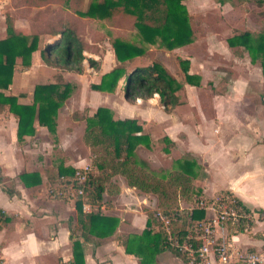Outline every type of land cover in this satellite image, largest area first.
Here are the masks:
<instances>
[{
  "label": "crops",
  "instance_id": "crops-1",
  "mask_svg": "<svg viewBox=\"0 0 264 264\" xmlns=\"http://www.w3.org/2000/svg\"><path fill=\"white\" fill-rule=\"evenodd\" d=\"M254 1L256 4L262 1L261 5L257 6L258 10L264 7V0ZM232 48V61L236 65L252 64L246 55L240 56L241 53H235V47ZM82 53V67L84 64L86 68L89 67V72H94L93 65H86V60L89 61L93 54L85 49ZM32 66L33 63L30 67L20 70V80L23 83L27 81L25 77L28 75L29 80L35 74L39 77ZM60 74L62 82L68 83L71 89L70 80H67L63 71H60ZM121 82L122 78L118 80V88ZM119 90L120 97H117L120 103L124 95L121 87ZM92 92L105 95L104 90L92 89ZM22 93L23 95H17V101L30 103L32 97L29 98L26 92ZM154 95L158 97L157 93H153L152 98L156 97ZM68 96L63 99L64 104ZM101 97L98 104L79 106V113L77 109L70 111L63 105L57 107V115H62V118H56L59 139L57 145L61 146L60 150L52 149L55 143L48 135L49 131L36 120L32 124L34 133L24 134L19 142L16 138V117L5 107L0 109V210L4 214L0 218V264H142L138 256L124 250L121 238L129 233H140L144 228L146 210L154 209L156 204L154 193L136 189L128 185L121 175H113L112 180L117 185L116 191H105L98 205L88 202H84L85 208L81 205L82 212L97 210L116 218L112 232L97 235L85 231L81 226L84 218L76 210L74 199L60 197L49 191L50 177L52 173L57 172L58 165L76 169L85 166L89 168L90 157L85 163L75 157L71 159L72 162L63 161L68 164L65 165L61 160H55V155L59 154L61 157L64 135H68L74 125H77L79 130L81 128L78 137L81 140H78L84 145L81 134L85 122L83 118L74 119L73 112L84 116L104 105L112 112V105L105 103ZM262 97L259 102L241 100L239 92L233 89L224 94L212 93L208 101H200V97H197L193 102L188 93L187 101L183 105L189 109L187 111L191 116H173L156 121L160 135L168 141V155L174 150L183 149L186 153V163L183 165L190 161V165L196 167V176L184 170L191 176L192 189H195L193 191L196 195L205 198L220 190L229 191L245 207L257 214L247 230L217 226L214 233L234 245L260 252L264 264V215L260 212L264 210V94ZM179 104L181 103L174 107ZM113 112V118L133 117L121 116L123 110ZM139 117L141 120L145 119L144 116ZM78 121L82 122L80 126ZM138 123L141 124L140 121ZM156 137L158 134L153 131L151 142L158 148L159 142L153 141ZM140 145L143 154L156 150L151 149L150 152L143 144ZM84 147L91 155L89 147ZM60 178V175H57L58 183ZM179 203L181 206L192 205L182 198ZM145 207L147 209H144ZM211 213L210 209L204 210L203 218ZM72 241L77 245L76 254L73 252ZM147 264L185 263L169 249H164L155 253ZM208 264L220 263L210 256Z\"/></svg>",
  "mask_w": 264,
  "mask_h": 264
},
{
  "label": "trees",
  "instance_id": "trees-1",
  "mask_svg": "<svg viewBox=\"0 0 264 264\" xmlns=\"http://www.w3.org/2000/svg\"><path fill=\"white\" fill-rule=\"evenodd\" d=\"M179 2L180 0H91L85 8V0H15L19 6L28 9L36 7L32 20L29 21L28 33L14 28L12 15L7 10L3 12L5 35L0 38V109L5 107L16 117L17 140L20 142L24 134L34 131L32 125L34 120L44 125L48 131H52L56 108L67 96V89L70 86L62 82L60 73H56L54 81L34 85L30 103L18 102L17 95H23L22 92L17 95L3 92L11 80L15 58L19 57L21 69H25L29 67L31 52L38 49L46 65L80 72L84 58L82 50L90 48V42L81 35L78 20L57 17L53 12L49 17L38 19L41 12L52 11V6L59 4L76 16L85 13L88 16L112 17L119 22L127 19L134 26L130 28H136L141 40L136 36L121 33L108 34L107 41L112 48L114 64L101 75L98 83L90 86L98 90L111 91L122 78L120 87L124 97L148 98L157 93L161 107L168 109L180 102L176 92L182 85L157 58L154 50L143 41L158 38L163 46L172 48L190 40L191 32L183 33L176 22L183 19V15L174 8ZM248 35L247 30L239 31L227 38V44L241 45L248 52L251 61L256 60L259 52L263 53L260 70L264 80V32L255 43L248 40ZM40 36H43L44 40L38 47ZM234 51L240 53L237 49ZM137 57L145 58V61H134ZM175 61L182 70L185 80L192 83V74L187 71V61L179 55L175 56ZM89 64L95 65V60L89 58ZM58 82H62L60 88ZM72 117L84 119L81 137L91 152L82 194L74 200L76 210L83 215L81 226L85 231L106 235L114 229L116 218L97 210L82 212L81 203L98 205L105 191L117 190L112 176L119 174L128 185L156 195L155 208L146 210L145 226L141 232L129 233L121 238L124 250L138 256L140 263L147 264L155 253L169 249L185 264H191L185 251L169 243L164 230V220L160 217L165 216L170 236L179 241L185 238L191 224L203 219L204 209L193 205L201 197L192 189L191 176L184 171L173 169L165 177H160L137 163L133 147L141 140V136L136 134L140 131L141 125L134 117L113 118L105 106H98L84 116L73 112ZM75 169L58 165L57 172L52 173L50 177L49 189L52 191L59 186L56 181L57 175L70 176ZM180 198L191 202L192 205L181 206ZM260 212L264 215V210ZM3 215L0 210V218ZM72 245L76 254L77 245L74 241Z\"/></svg>",
  "mask_w": 264,
  "mask_h": 264
},
{
  "label": "rangeland",
  "instance_id": "rangeland-1",
  "mask_svg": "<svg viewBox=\"0 0 264 264\" xmlns=\"http://www.w3.org/2000/svg\"><path fill=\"white\" fill-rule=\"evenodd\" d=\"M90 1L85 0V8ZM256 3L254 0H180L178 4L174 5V8L183 15V19L176 22L180 25V31L183 33L191 32L190 40L172 48L163 46L155 36L153 41H149L148 39L143 41L149 48L154 50L157 58L167 66L175 79L182 85V88L176 92L181 104L172 109L162 108L156 95H154L156 96L155 98L151 96V98L143 99L139 97L125 99L123 97V99L121 98L123 101L119 103L118 97H120L121 90H119L118 84L113 90L104 91L105 95L99 94V92H96L97 94L93 93L92 89L94 88L90 84L98 83L101 75L114 63L112 48L107 41V35L110 33H121L126 36H136L140 39L139 34L136 28H130V26H134L127 19L119 22L112 19V17L88 16L85 13L76 16L59 4H55L54 6L52 4V11L41 12L38 19L49 17L51 12H53L57 17L64 16L78 20L80 22L82 37L90 42V48L85 50L94 56H91L96 63L93 65L94 72H89V67L86 68L84 64L79 74L73 71L66 72L59 67L52 66L51 68L50 66H45L38 49H36L30 54L29 65L31 66L33 63L32 67L36 69L39 77L35 74L29 80L28 75V77H25L27 81L23 83L19 75L22 66L19 64V57H16L11 80L8 86L3 89V92H26L30 98V96L32 97L31 91L36 83L52 82L51 80H54V75L63 71L72 86L71 89L70 87L67 89V96L69 95V98L67 97L66 104L62 100L59 106H66L70 111L77 109L79 113V106L84 107V104H98L100 97L103 95L101 97L103 101L114 108L111 110V114L115 115L114 110H123L121 116H133L137 122L140 121L141 129L136 134L141 136V142L135 143L133 147V155L138 164L160 177H165L173 169L187 170L192 172L193 176H196L195 173L198 171L196 167L190 165V161L186 165H183L186 163L184 158V154L186 153L183 149L174 150L168 155L166 152L168 141L164 140V137L160 135L161 131L156 120H163L164 118H171L173 116L180 118L188 115L191 116L192 114L187 111L189 109L183 105L187 101L186 97L188 93L193 102L196 101L197 97H200V101H208L212 93L224 94L226 91L233 89L239 92L241 100L259 102V98H263L264 80L262 79L260 70V60L263 53L259 52L256 60L251 61L248 52L241 45L230 46L227 44L228 37L242 30L248 31V40L251 43H255L258 37L262 35L264 32V13L262 12L264 10L262 9L264 7H260V10H258L257 6H260L262 1L259 4ZM4 10H7L12 15L14 28L28 33L29 21L32 20L31 17L36 7L28 9L16 4L15 0H0V38L5 35ZM43 40L44 37L40 36L38 47L42 45ZM232 47H235L241 53L240 56L246 55L252 64L249 66L247 63L236 65L232 61ZM176 55L181 56L187 61V71L192 74V83L185 80L182 70L175 61ZM134 61L144 62L145 58L137 57ZM34 62L38 63L34 64ZM87 64H89L88 59L86 60ZM58 83L60 88L62 82ZM9 86L13 88L10 89ZM116 90L119 91L117 92ZM139 116H144L145 119L141 120ZM60 117L62 118V115H57V112H55L52 124L53 129L48 133L55 143L52 149L56 150H60L61 148V146L57 145L59 144V139L56 125V118ZM80 123L82 124V122L78 121L79 126L81 125ZM153 131L158 134V137L153 140L154 142H159L158 148L151 142V133ZM80 132L81 128L79 130L77 125H74L70 133L64 135L62 141L63 150L61 149L63 151L62 155L61 157H59V154L55 155V160L72 162L76 157L84 163L88 161V157H91V155L87 148L84 147L86 144L82 145L83 143L79 142L81 140L78 138ZM140 144H143L150 152L151 149L156 150L150 154H143L140 151ZM160 146L162 147L160 148ZM51 155L54 156V153L51 152ZM63 164L65 163L63 162ZM200 197L202 198V196ZM144 209H147V207Z\"/></svg>",
  "mask_w": 264,
  "mask_h": 264
},
{
  "label": "built area",
  "instance_id": "built-area-1",
  "mask_svg": "<svg viewBox=\"0 0 264 264\" xmlns=\"http://www.w3.org/2000/svg\"><path fill=\"white\" fill-rule=\"evenodd\" d=\"M87 169L86 166L80 170L75 169L68 177L60 174L59 186L49 191L57 196L75 200L82 194ZM81 205L83 208L86 207L84 202ZM195 207L210 209L212 213L191 224L190 230L182 241L170 236L167 219L165 216H160L164 220V230L169 243L185 251L189 257V263L208 264L212 256L220 264H262L260 252L234 245L214 233L217 226L228 228L240 226L241 230H247L252 220L257 217L253 210L245 207L232 193L225 190H220L209 197L199 198Z\"/></svg>",
  "mask_w": 264,
  "mask_h": 264
}]
</instances>
